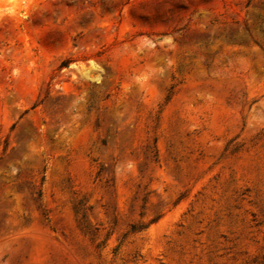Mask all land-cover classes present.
<instances>
[{
	"label": "rangeland",
	"instance_id": "obj_1",
	"mask_svg": "<svg viewBox=\"0 0 264 264\" xmlns=\"http://www.w3.org/2000/svg\"><path fill=\"white\" fill-rule=\"evenodd\" d=\"M0 264H264V0H0Z\"/></svg>",
	"mask_w": 264,
	"mask_h": 264
}]
</instances>
